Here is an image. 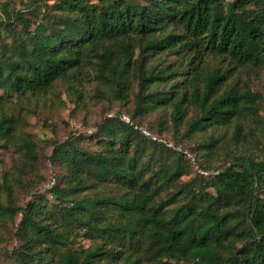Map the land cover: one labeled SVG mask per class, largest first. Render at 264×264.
I'll list each match as a JSON object with an SVG mask.
<instances>
[{
	"label": "trees",
	"instance_id": "obj_1",
	"mask_svg": "<svg viewBox=\"0 0 264 264\" xmlns=\"http://www.w3.org/2000/svg\"><path fill=\"white\" fill-rule=\"evenodd\" d=\"M24 6L0 7V148L12 143L33 164L36 144L21 137V112L5 103L37 100L58 84L72 90L86 66L97 65V79L119 101L135 82L136 102L128 121L105 117L89 139L53 142L47 159L63 176L49 179L51 200L36 191L22 206L0 203L12 223L21 214L12 264H264V154L247 147L242 131L246 121L259 124L264 144L262 106L249 82L264 69V0ZM161 55L175 59L153 64ZM238 72L243 83L233 80ZM161 107L181 139L234 126L233 148L212 165L216 135L189 150L146 135L140 116ZM14 171L2 175L6 197L23 181L20 167Z\"/></svg>",
	"mask_w": 264,
	"mask_h": 264
},
{
	"label": "rangeland",
	"instance_id": "obj_2",
	"mask_svg": "<svg viewBox=\"0 0 264 264\" xmlns=\"http://www.w3.org/2000/svg\"><path fill=\"white\" fill-rule=\"evenodd\" d=\"M26 1L29 0H0V7L2 4H9L10 6L13 5L15 9H24ZM43 1L48 4L54 2V0ZM174 59L175 57L172 55H161L160 58L152 60V63L156 64L161 60V63L164 61L173 62ZM208 64L210 68L219 65L216 60H208ZM82 73V78L74 84L72 90L67 91L62 84H58L52 93L37 100L28 98L18 100L12 97L9 102L5 103L7 112H21L23 123L20 134L21 137H30L35 142L37 160L31 165H26L27 160L22 152L12 143L0 148V184L4 173L13 169H15V173H19L17 171L19 167L23 177L20 184H13V194L10 197H6L0 189V203H6L7 198H10L15 204L22 206L36 191L47 195V198L51 200L52 197L48 193L51 183L48 181L50 179L51 182L54 174H58L60 178L63 176V172L47 159V156L52 153L53 142H63L71 135L73 137L85 136L89 139L96 132L97 123L100 124L105 117L119 114L121 119L128 121L127 115L136 102L134 99L136 83H131L129 97L125 101H119L112 95L110 85L97 79V65L86 66ZM245 77L244 73L238 72L234 75L233 80H239L243 83ZM249 82L251 90L259 96V103L262 106L260 117H264V69L259 72L258 76L251 77ZM170 83L167 82L165 86L161 84L159 87L168 89ZM139 120L142 126L140 129L146 135L152 138L158 136L166 139L169 141L167 142L169 146L179 141L188 150L193 147L196 141L207 137L209 134L216 135L219 139L220 148L210 160L212 165L222 161L233 148L232 144L235 137L232 133L234 126L217 128L216 130L210 129L206 133L195 134L191 139H181L171 127L167 107H161L143 114ZM147 130L151 131V134ZM261 130L262 127L253 121L249 120L243 123L242 131L246 134L247 147L254 149L259 154H264V144L258 141L261 137ZM95 145L96 142L94 141L85 143L87 148H93ZM183 153L191 157L186 150ZM193 175L194 173L184 175L182 179L186 180ZM33 185L36 188L28 193V189ZM261 193L264 196V187ZM20 218L21 214L19 213L15 222L12 223L7 217L0 216V264H12L13 262L11 250L19 245V241L13 233L16 231ZM76 241L77 245H90L88 239L78 238Z\"/></svg>",
	"mask_w": 264,
	"mask_h": 264
}]
</instances>
